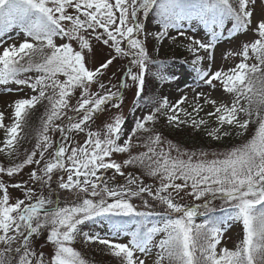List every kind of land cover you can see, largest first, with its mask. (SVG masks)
I'll return each instance as SVG.
<instances>
[{
  "label": "snow or ice",
  "instance_id": "obj_1",
  "mask_svg": "<svg viewBox=\"0 0 264 264\" xmlns=\"http://www.w3.org/2000/svg\"><path fill=\"white\" fill-rule=\"evenodd\" d=\"M256 7L257 0H0V86L11 92L8 86L14 84L17 91L27 87L33 93L9 105L10 124L0 112L4 130L0 153L11 162L0 164V264H90L73 246L78 237L105 245L120 264H147L149 258L152 264H264V15L255 19ZM150 15L161 29L153 34L158 40L168 37L170 29L185 36L184 25L194 22L205 30L206 40L187 37L194 56L191 66L202 85L213 91L219 85L229 99L195 92L190 112L181 107L187 95L175 104L165 97L150 101L154 110L130 131L126 132L122 115L93 130L94 118L109 102L123 101L122 92L100 81L117 57L130 58L120 88H128L130 79L137 96L143 94L149 63H155L141 39L142 34L147 36L144 20ZM249 33L251 40L224 56H239L240 61L213 71L217 44ZM93 41L116 54L95 68L89 66ZM201 51L208 53L207 68L202 66ZM93 85L99 90L92 91ZM44 101L36 142L21 153L27 117ZM120 103L112 106L119 108ZM206 106L211 111H205ZM161 115L169 125L209 127L208 135L215 140L243 137L250 125L255 131L209 158L207 152L164 141L154 127ZM140 133L147 135L141 139ZM79 134H84L83 142L75 139ZM137 147L144 150L134 152ZM115 154L126 158L117 162ZM31 165H35L31 181L53 194L65 190L73 202L62 205L27 182L11 185L24 190V198L13 201L3 176L13 177ZM129 167L141 174L125 173ZM117 174L126 176L127 183L114 185ZM144 176L158 184H146ZM188 189L196 200L219 194L223 200L219 211L226 215H213L217 209L211 200L195 206L178 202ZM144 194L155 203L142 199L145 210H139L132 200ZM156 204L161 211H153ZM198 214L206 219L197 223ZM123 217L127 219H116ZM98 220H107L112 236L123 235L128 242L82 232L81 225ZM229 221L243 226V238L234 248L222 246ZM44 232L52 248L48 254L34 245V238Z\"/></svg>",
  "mask_w": 264,
  "mask_h": 264
},
{
  "label": "rangeland",
  "instance_id": "obj_2",
  "mask_svg": "<svg viewBox=\"0 0 264 264\" xmlns=\"http://www.w3.org/2000/svg\"><path fill=\"white\" fill-rule=\"evenodd\" d=\"M264 15V7L261 6V0H257L256 14L255 19H258ZM145 29L144 32L147 34L146 38L142 34L141 39H144L145 46L151 57V61L155 63H149L148 72L145 75V85L142 96H137V87L129 79L128 88H120L121 81L125 78V73L129 67L128 57H117L108 69L104 70V74L100 77V81L104 83L112 91L119 90L122 92L123 101L122 103L117 101L109 102L107 109L104 112L98 113L97 117L94 118V122L91 124L93 130L103 127V125L109 122L113 116L122 115L125 118L124 128L127 131H130L135 122L148 113L149 111L154 110V106L150 101H161L163 98L167 97L170 104H175L181 97L187 95L188 99L185 101L181 107L186 108L188 111H192L191 104L193 103V97L195 92L203 91L205 93L211 92L213 97H223L224 99H229L228 95L225 94L217 85L216 90L210 89L208 86L202 85L197 78L196 73L193 71L191 66V61L194 59L193 54L188 50V45L190 41L187 37H194L196 39L206 40L205 30L196 24L195 22L190 27L185 24L183 30L185 31V36H179L177 30L170 29L168 37H165L163 40H158L153 35L154 33L159 32L160 26L156 23V18L154 15H150L146 20H144ZM230 27V25H229ZM196 29V30H192ZM169 37H176L175 40L170 39ZM252 34H241L231 39H222L216 46L213 51L214 60L212 61V70L215 71L221 67L227 69L235 66L240 61L239 56H228L227 59H224L225 53L227 52H237L240 50L241 43L251 40ZM14 41L19 43L20 38L14 37ZM13 42L10 40L9 43ZM94 44V53L89 64L90 67L95 68L99 67L102 62L110 58L111 56L116 55L112 48L103 45L102 43H97L93 41ZM199 55L205 57L203 62V67L207 68L209 61L207 59L208 53L201 51ZM134 71H137L136 68H133ZM170 77L171 79L161 80L159 76ZM198 85H201L198 87ZM8 87L12 88L13 91L7 92L3 90V86H0V112L5 113V124H10L11 120L9 117L13 113V108L9 107L15 100L21 98H28L33 93L31 89L24 87L23 91H17L19 87L17 85H9ZM98 85H93L92 91H98ZM77 96L79 93L76 94ZM73 103H75V97L73 98ZM112 103H120L119 108L112 106ZM47 101H44L42 104L37 106L27 117L26 130L22 136L24 139L21 141V153L25 150H31L35 144V136L40 128V121L43 113L45 111V106ZM205 111H211V106H206ZM36 112V114H35ZM183 116V113H181ZM201 117H205L204 112L200 113ZM29 121V122H28ZM211 124V122H210ZM166 125H168L167 119L165 116L161 115L155 123V130L158 131L164 141H171L173 144L179 145L182 149L195 151V152H207L209 153V158L211 153H219L226 151L230 147L241 143L242 141L251 137L255 131V125H250L249 131L244 134L243 137H237L235 134L230 137H223L220 141L224 144V147H214L215 145L212 142H209L203 138H207V134L210 130L209 127L202 126V130H197L194 128L189 129L187 136L185 134H179L175 131H171ZM171 126V125H170ZM173 126V125H172ZM179 126H185L181 124ZM178 126V127H179ZM214 127V124H211ZM24 128V129H25ZM200 131V132H197ZM205 131L207 133H205ZM141 139H143L147 134L140 133ZM199 137L201 138H198ZM210 137V136H209ZM4 138V130L0 129V140ZM59 139V136L55 137ZM85 136L84 134H79L75 137L76 140L83 142ZM203 142H200V140ZM213 140V138H212ZM211 140V141H212ZM135 142V141H134ZM144 149L142 147L134 148V152H140ZM175 154V153H173ZM22 158V157H21ZM117 162H122L126 158V154H115L113 157ZM11 162L3 153H0V164L9 166ZM35 168V165L26 167L21 173L14 175L13 177L3 176L5 183L9 185V194L13 201L16 199L24 198V190L22 188L11 187L12 184L27 182L31 187L36 188L37 192H43L45 196H51L53 199H59L61 204H71L73 202V195L65 190H59L54 194L49 191L47 188L41 189L29 178V173ZM125 173L135 172L137 175H140V169L136 168H124ZM109 177L113 175V171L107 173ZM146 184H158V181H154L149 177H142ZM55 179V178H54ZM114 185H124L127 183L126 176L116 175L115 180L112 181ZM57 185L55 182L52 183V189H56ZM190 189L185 190L180 193V199L178 202L183 203L188 206H195L198 204H203L206 200H211V206L215 207L217 211L213 213L215 216H224V212L219 211L221 205H223V200L220 198L219 194L215 198H212L211 195L202 198L201 200H196L193 196L187 194ZM142 199H148L150 203H155L151 197H148L146 194L143 197L133 198L132 202L138 207L139 210H145L142 205ZM227 207V206H225ZM153 211H161V206L156 204ZM116 219H127L116 218ZM154 221L160 220V217H153ZM206 217L202 215H197L196 222H202ZM82 232H88L89 234H99L101 237H108L110 239H116L117 242H128V237L123 235L118 238H114L111 232V225L107 220H98L96 222H86L80 226ZM47 233H42L39 237L34 238V245L38 251H43L45 254H48L52 251L51 245L46 242ZM243 226L240 222L229 221L227 231L224 233V239L222 240V246H227L228 248H234L237 246L243 238ZM159 239V237L157 238ZM73 246L81 251L83 256L90 261V264H120V259L112 255L108 248L105 245L99 243H90L85 242L82 237H78L74 242ZM147 264H152V258H149Z\"/></svg>",
  "mask_w": 264,
  "mask_h": 264
},
{
  "label": "trees",
  "instance_id": "obj_3",
  "mask_svg": "<svg viewBox=\"0 0 264 264\" xmlns=\"http://www.w3.org/2000/svg\"><path fill=\"white\" fill-rule=\"evenodd\" d=\"M40 105V104H39ZM39 105H37V106H39ZM36 106V107H37ZM34 110V109H33ZM32 110V111H33ZM31 111V112H32ZM35 114H36V112H35ZM37 115V114H36ZM29 122V121H28ZM171 131H175V132H177V133H179V134H185L184 136H187V133H189V129L190 128H193L190 124H188V125H185V126H176L175 124H173V126L171 125H166ZM202 128V127H201ZM25 130H26V128L24 129V132H25ZM199 130H202V129H199ZM24 132H23V134H24ZM197 132H200V131H197ZM205 133H207L206 131H205ZM208 134V133H207ZM196 136H198V135H196ZM198 138H201V137H199L198 136ZM203 139H205V140H207V141H209V142H212V144L213 145H215L214 147H216V148H218V147H221V148H223L224 147V144L220 141V140H215V139H213L212 140V137L210 136H208L207 138L205 137V138H203ZM200 140V139H199ZM212 140V141H211ZM200 142H203L202 140H200Z\"/></svg>",
  "mask_w": 264,
  "mask_h": 264
},
{
  "label": "bare ground",
  "instance_id": "obj_4",
  "mask_svg": "<svg viewBox=\"0 0 264 264\" xmlns=\"http://www.w3.org/2000/svg\"><path fill=\"white\" fill-rule=\"evenodd\" d=\"M0 100L2 101V100H3V98L1 97V98H0Z\"/></svg>",
  "mask_w": 264,
  "mask_h": 264
}]
</instances>
